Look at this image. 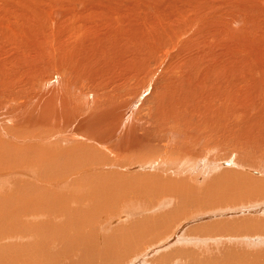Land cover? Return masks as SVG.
<instances>
[{
	"label": "bare ground",
	"instance_id": "1",
	"mask_svg": "<svg viewBox=\"0 0 264 264\" xmlns=\"http://www.w3.org/2000/svg\"><path fill=\"white\" fill-rule=\"evenodd\" d=\"M261 150L264 0H0V264H264Z\"/></svg>",
	"mask_w": 264,
	"mask_h": 264
},
{
	"label": "rangeland",
	"instance_id": "2",
	"mask_svg": "<svg viewBox=\"0 0 264 264\" xmlns=\"http://www.w3.org/2000/svg\"><path fill=\"white\" fill-rule=\"evenodd\" d=\"M260 157H264V150H261V152H260V154L259 155H253V154H249L248 155V159L250 160V161H252V160H257V159H262V158H260ZM238 161V160H237ZM8 170H12V168H10V169H5V171H8ZM0 195H2V193L0 194ZM10 197V196H9ZM9 197H7V198H9ZM0 200H2V199H0ZM6 200V199H5ZM248 200H252V199H248ZM215 206H217V205H215ZM214 207V206H213ZM197 208H202V209H209V208H204L203 207V204L200 202V201H198V200H196V201H194V204H193V206H192V208H191V211H195ZM11 219H8V220H6L7 222H9ZM7 222H3V223H1L0 224V232L1 231H3L4 229H7V228H9V227H12L11 225H9ZM16 240V241H15ZM54 240V239H53ZM28 243H27V242ZM32 240H20V239H10L9 241L8 240H6L5 242H4V244H2V245H5V244H14V245H16V244H20V245H23L24 243H26V245H29V244H32L33 243V241L31 242ZM36 242H37V240H36ZM59 242H60V239H59ZM25 245V244H24ZM234 247H236V246H234ZM241 249V248H240ZM239 249V250H240ZM3 254H4V251H2L1 249H0V258L3 256ZM56 253L54 252V251H52L51 250V254L50 255H55ZM20 256H21V258H24V256H25V252H22L21 254H20ZM202 260V259H201ZM200 264H203V261H201V263Z\"/></svg>",
	"mask_w": 264,
	"mask_h": 264
}]
</instances>
